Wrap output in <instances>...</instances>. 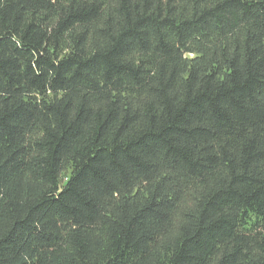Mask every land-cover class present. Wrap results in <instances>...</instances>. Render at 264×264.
<instances>
[{
    "label": "trees",
    "instance_id": "trees-1",
    "mask_svg": "<svg viewBox=\"0 0 264 264\" xmlns=\"http://www.w3.org/2000/svg\"><path fill=\"white\" fill-rule=\"evenodd\" d=\"M0 264H264V0H0Z\"/></svg>",
    "mask_w": 264,
    "mask_h": 264
}]
</instances>
